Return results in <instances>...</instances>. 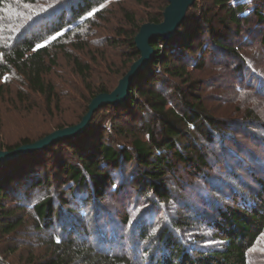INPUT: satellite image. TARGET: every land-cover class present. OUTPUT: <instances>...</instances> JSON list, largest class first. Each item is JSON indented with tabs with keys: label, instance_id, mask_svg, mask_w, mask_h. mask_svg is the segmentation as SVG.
<instances>
[{
	"label": "trees",
	"instance_id": "1",
	"mask_svg": "<svg viewBox=\"0 0 264 264\" xmlns=\"http://www.w3.org/2000/svg\"><path fill=\"white\" fill-rule=\"evenodd\" d=\"M40 1L0 0V27L4 23L2 27L5 28L0 31V101L3 97L7 98L10 91L13 104L18 98L22 106L29 109L31 98L28 97L36 96L44 101L46 115L56 118V126L34 140L24 138L15 145H6L1 141L0 151L16 150L56 130L80 124L97 95L113 92L112 75L120 80L141 58L134 41L136 35L144 23L160 24L168 5L167 0H134L146 8L145 20L140 23L124 3H112L115 0H54L51 8L34 10L33 7ZM105 2H108L107 6L102 7ZM110 2L112 4L108 6ZM117 4L122 10V17L135 31L129 42L134 51L119 55V72L113 71L112 74V68L118 66L119 61L108 58V50H117L123 46L122 42L108 39L109 45L98 47L100 51L96 53L85 40L93 39L92 34L102 35L98 24L94 23L102 21L106 12L111 16L109 11ZM26 6L32 9L30 16L24 14ZM213 7L218 10L210 8L196 16L210 29L209 46L197 44L194 33L202 34L199 24L191 34L183 31L188 21L186 17L172 38L152 41L154 60L139 72L131 84V95L125 104L100 108L88 130L80 136L0 164L2 236L13 235L21 226V222L14 220L18 211L12 210L13 201L19 199L20 204L27 207L26 201L34 191L41 190L42 193L33 198L31 211L38 221L49 228L55 225L53 218L60 221L61 217L64 218L63 213L72 218L78 212L73 204L74 198L81 197L87 206L94 204L92 228L84 227L82 232L73 229L72 238L61 242L52 239L49 243L51 256L31 260L30 264H76L78 260L81 264H257V260L263 258L264 255L259 256L258 251L264 244V181H256L262 191L254 193L249 183L256 180L255 167L247 162L241 171L235 164H228L234 162V156L244 161L252 151L257 156L261 151L256 150L261 148L264 151L263 119L259 118V125L252 126L239 119L238 115L217 118L204 102L205 90L224 85L211 75L208 81L201 78L199 74L206 70L204 56L193 61L189 56L210 48L215 58L224 57L223 61H213L211 71L225 64L232 66L231 78L234 79L226 84L238 90L232 100L238 98L239 102L250 106L247 108V119H256L252 104L253 100H258V103H263L261 106L264 105V70L242 54L243 48L251 45L239 43L242 39L236 41L238 44L231 42L229 36L232 29L235 36L241 37L243 25L255 18L263 31L260 43L264 46V11L244 0L239 3L213 0ZM66 9L70 10L69 17ZM40 12L53 18L55 14L60 15L59 19L57 17L44 25L48 29L46 33L43 29L36 30L42 18L37 16ZM21 25L24 26L19 27ZM87 25L90 26L89 31L84 35ZM128 35L125 30L120 32V38L127 39ZM40 45L44 46L38 47ZM69 47L76 52H86L89 55V58L85 57L87 62L84 57L71 55ZM261 53L264 55V49ZM60 55L69 59L72 67L70 75L73 80H78L77 86L72 84L76 95L69 91L63 94L66 91L54 77ZM229 56L235 61L230 62ZM12 76H16L17 83H20L17 89V83L7 84ZM11 101L9 104L12 105ZM63 107L74 108L69 114H64ZM105 111L120 113L113 116L110 129L95 124L99 113ZM59 114L60 117L57 116ZM3 128L0 105V135ZM106 133L108 142L104 139ZM243 133L246 138L249 137L250 144L242 146V154L239 155L235 142L242 138ZM259 140L263 141L262 145L258 144ZM217 141L219 146L214 150ZM65 145L70 156H64L63 161L58 158L59 163L52 171L60 181L55 187L59 189L55 197L50 193L54 186L52 174L45 173L43 177L34 175L42 163L41 156ZM230 152L235 154L230 156ZM131 165L129 174L126 169ZM220 165L223 166L220 168ZM180 166L194 173H208L205 184H192L188 193L199 197L200 188L207 186L203 195L211 205H217V220L213 223L202 216L203 206L197 207L195 216L178 208L168 178ZM27 182L28 187L24 185ZM131 187L132 192L128 190ZM44 190L46 193H43ZM107 193L111 199L119 194L125 196L121 202L123 213L117 216L119 223L109 219L116 211L98 205ZM60 229L68 232L66 224ZM77 233L83 234L84 239L75 235ZM99 245H105L110 251L105 252Z\"/></svg>",
	"mask_w": 264,
	"mask_h": 264
},
{
	"label": "rangeland",
	"instance_id": "2",
	"mask_svg": "<svg viewBox=\"0 0 264 264\" xmlns=\"http://www.w3.org/2000/svg\"><path fill=\"white\" fill-rule=\"evenodd\" d=\"M126 1L125 0H118V1L115 0L112 3L114 2L124 3L125 8L130 10L135 15V20L137 22L143 23L145 20L144 15L146 14L145 12L146 8H144V6L142 7L138 5L134 0H126ZM233 1H235L236 3H239L241 0H233ZM245 1L249 2V4L253 3V5L258 6L261 10L264 11V1L263 0H253L252 2L251 0H244V2ZM196 2L197 3L194 9H192V11L189 12L188 16H186L188 21H187L186 26L183 27L184 28L183 31L184 32L189 31L188 33L191 34L192 31H194V28H196V25L199 24L200 28H202V34L194 33L197 44L204 43L207 46H209L210 41L208 37H209L210 29L209 27L205 25V23L199 20V17L197 20L196 16L200 15L202 12L204 13L206 10L210 8H212V10H218V9L213 7V0H196ZM54 3H55L54 0L53 1L52 0H41L40 3L36 4V6L33 7V9L37 11H41V9H45L46 7L51 8ZM112 3L110 2L108 6H110ZM107 4L108 2H105L102 5V7L107 6ZM118 7H119V4L111 8V10L109 11V13L111 12L110 14H112L111 16L108 14V12H106V14H104L102 18V21L100 20L95 21L94 25L98 24L97 28L98 30L101 29L102 35L96 36V34H92V36H94L93 39L85 40V42L92 47L93 52H96V53L100 51L98 47L100 46L104 47V46L109 45V43L107 42L108 39L115 38V39H119V41L122 42L121 44L123 46L119 47L117 50H114L113 48L108 50V58H112V60L114 61H119V64L117 63L118 66L112 68V72L110 71L112 74H113V71L119 72V68L121 65L119 55L128 54L129 52L134 51V49L131 50L132 44H129V42L131 41L130 38L132 37L133 32L135 33V31L133 27L127 24V21L124 19V17H122L121 15L122 10H119ZM23 11H25L24 13L25 15L30 16L32 9L26 6ZM42 13L43 12L38 13L37 16L41 15ZM65 13H67V17L71 15L70 10L68 9L65 10ZM41 17L42 18L38 22V26H37L38 28H36V30L43 29V33H46L48 29H46L44 25L47 22L54 21L55 18L57 17L59 19L60 15L55 14L53 18L49 16L48 13H46V14L41 15ZM250 20L251 21H249V23L243 25L242 27L243 33L241 37L235 36L231 29L229 39L231 40V42L235 41L236 44H238L236 41L242 39L241 41H239V43L243 42L244 44L248 43L246 45H251V47L243 48L242 54H244L248 60H252L253 62L257 63L259 67H261V69L264 70V63H262L264 61V55L261 53V51L264 49V46L261 45L260 43L262 39L261 35L263 31H262L261 26L258 25V22H256L255 18H251ZM2 26H4V23H2ZM2 26L0 27V31H2L3 29L5 30V28ZM23 26L24 25H21L19 27H23ZM89 27L90 26L87 25V27L83 30L84 35H87L89 31ZM122 30L127 31L130 34V36L128 35L127 39L124 37L120 38V32ZM249 38H252L253 40L250 41ZM245 40H247V42H245ZM69 48H70L69 52L71 53V55H74L79 58L84 57L83 59H85V62H87L86 58H89V55H87L86 52H81L80 50L79 52H76L75 50H73V47H69ZM258 50L259 52H257ZM88 53L92 54L91 51H89ZM201 56H204V59H206L205 60L206 61V66H205L206 74L204 75L205 72L202 74L200 73L199 75L201 76V78L208 81L211 75L212 78L217 79L218 83H223L224 85V87L215 88V89L206 87L207 90H205L206 92L204 96L205 97L204 102L207 105L208 109L217 118H219V116L221 118H224L225 116H228V115L230 116L238 115L240 116L239 119H242L246 122L251 123L252 126L259 125L258 123L259 118L263 119V123H264V105L263 106L260 105L263 103L261 102L258 103L257 102L258 100H253L252 108L254 107L253 109L256 112L257 118L250 120V119H247L248 118L247 108H249L250 106L246 105L245 103L239 102L238 98L237 100H232L233 99L232 96H235L236 93H238V90L226 86L228 82H231L230 80L234 79V78H231L233 74V71L231 69L232 66L227 67L225 64V65L216 67V70H214L213 72L211 71L212 63L214 60L223 61L225 60V58L224 57L215 58V55L213 54L212 49L209 48L207 51L206 49H204L201 52H196V54H194L193 57L189 56V59H191L192 61L198 60L199 57ZM228 60L230 62L235 61V59L230 56L228 57ZM71 73H72V67L69 62V59H67L64 55L63 56L60 55L59 56V67L55 71L54 77L56 81L62 85L60 87H62L63 90L66 91V92H63V94L69 91L68 93H73V95H76L77 93L76 91L73 90L72 84L76 85L78 83V80H75V79L73 80L72 76L70 75ZM112 76L113 77L111 78V82L113 86L111 88H114V87L116 88L119 81L122 78L119 80V77H115V75H112ZM16 83H17L16 76H12L8 80L7 84L15 85ZM16 85H17L16 89L20 87V83H17ZM11 88L12 90L15 89V87L13 86ZM59 90L61 91L60 88ZM254 92H256V89H254ZM8 93L9 95L7 96V98L3 97V99L0 101L1 109L3 112V125H4L3 132L0 135V142L3 141V143H5L6 145H15L21 142V140L24 138L34 140L37 136H39L43 132H46L49 129H52L56 126V124L54 123L56 118L53 119L46 115V106L42 99H39L36 96L29 95L30 97L28 98H31V103H29V109H27L22 106L20 99L18 98L14 100L15 103L13 104V102L10 99L12 93H10V91H8ZM9 101H11L12 105L9 104ZM238 105H241V106H238ZM73 108L63 107L64 114L66 113L69 114L71 109ZM115 114H120V113H116L114 111L113 112L105 111V112L99 113V116L97 117V120L95 123L97 124L96 126H100V127L103 126V128L107 127V129H110L112 121H113L112 118L113 116H115ZM57 116L60 117L61 115L59 114ZM241 135H242L241 136L242 138H240L238 141L235 142L236 146L238 145V148L236 150L238 151L239 155L242 154L241 149L247 146L248 143L250 144L249 139H247L249 137L246 138L247 135L245 133ZM108 138L109 137L106 133V135H104V139L107 142L109 140ZM262 143L263 141L259 140L258 144L262 145ZM218 146H219V143L217 141V145L213 147L214 150L218 149ZM61 147L62 146H58L50 150L49 153L44 154V156H41L43 157L42 163L38 166V168H36L37 171H36V174L34 175V177H37L38 175H40L38 177H43L45 173L52 174L54 186L51 187L50 193H53L55 197H57V194L59 193V189H56L55 187L60 181L56 179V176L52 171L54 170L57 163H59L58 158H60V160L63 161V159H65L64 156L65 157L70 156L69 153L67 152L68 151L67 146L66 145L63 146L62 151H61ZM251 149H254V148H251ZM256 151H259V152L261 151L260 152L261 154L257 156L255 152L252 151L251 155H249L248 157L245 156L246 158L244 159V161L240 160L238 156L237 157L234 156V158L232 159L234 162H228V164H232V165L235 164L237 168H240L241 171L244 168L243 165L246 164L247 162L251 164V166L255 167L254 171L257 174L256 180L250 181L249 184L251 185L250 188H252V191L254 193H259L262 191V187L259 188L260 185L257 184L256 181H260V182L264 181V167H263L264 151H262L261 148L260 150H256ZM63 152H66V154ZM230 153H231L230 156L235 154L233 152H230ZM222 166L220 165V168ZM132 167H133L132 165L127 167L126 169L127 173L129 174L131 173ZM185 168H186L185 166L184 167L180 166L179 169L175 172V174L174 173L171 174L168 178L169 186L173 187L174 189V194L176 195L175 198L177 199V202H178V208L180 210L181 209L185 210V212L189 211L191 216H195L197 212L196 211L197 207L203 206L204 211H202L203 212L202 216L205 217V219H207L210 223H213V221L217 220V217H216L217 215L215 214L216 213L215 208H217V205L215 203L211 205V203L206 198V195H203V193L205 192L204 188L207 189V186L203 185L200 188L199 193L201 195H198L199 197L195 198L191 195V193H188L189 190H191L192 188L191 187L192 184H196V183L205 184V182L207 181V177H209L208 173L207 172L205 174H201L197 172L194 173L193 171L189 169L186 170ZM45 169H46V172H45ZM245 171H246L245 174H247L248 170L245 169ZM127 179L128 178H126V180ZM24 185L28 187L29 182H27ZM128 190L132 192L133 187L128 188ZM40 191L41 190L33 192L30 199L26 201L27 207L22 206V203L20 204L19 199L13 201L14 207L12 210L18 211L14 220L21 222V226L19 227L18 231L11 236L0 235V257H1L0 264H30L31 260L45 259L46 257H49L52 254L49 243H51L53 240H55L56 242H61L62 240H68L72 238L73 229L79 232H82V230H84V227H89V228L93 227L94 221L92 220L93 218L92 216L94 215L93 213L94 204L91 203L92 205L87 206V204L84 203L81 197L80 198L76 197L73 199V204L76 206L78 212L72 215V218L67 217V215L63 213L64 218L61 217L60 221L54 218L52 219L55 224L54 226H52V228H49L50 226H47L45 223H41L40 221H38L36 217L34 216L33 211H31L30 204L33 198L37 194L42 193ZM44 191L43 193H46V190ZM122 194H119L115 198L111 199L110 198L111 195L107 193V196L102 199L101 204L97 203L99 206L101 205L104 208H111L114 212L116 211L113 214L114 219H113V215L109 216V219L112 220L115 224L119 223V219L117 216L119 217L121 216V212L123 209L121 206V202H123V200L125 199V196ZM126 194H128V192H126ZM262 199H264V195ZM57 212L59 213V205H58ZM169 215L171 216V214ZM160 218H162V216ZM65 224H66V230L68 231L67 233H65L64 230L62 231L60 229ZM162 226H159V227H162ZM75 235H77L80 239H84L83 234L77 233ZM97 236L99 235L97 234ZM77 243L79 244V242ZM99 248H103L105 252L106 250L110 251V249L106 248L105 245L103 246L99 245ZM261 248L262 249L258 251L259 256L264 255V244H261ZM255 256H258V255H255ZM263 263H264V256L263 258L260 257L257 260V264H263ZM76 264H81L80 260H78Z\"/></svg>",
	"mask_w": 264,
	"mask_h": 264
},
{
	"label": "water",
	"instance_id": "3",
	"mask_svg": "<svg viewBox=\"0 0 264 264\" xmlns=\"http://www.w3.org/2000/svg\"><path fill=\"white\" fill-rule=\"evenodd\" d=\"M168 5L164 12V18L160 24L144 23L139 33L136 35L134 41L138 51L140 52V59L133 63L124 76L118 83L117 87L112 93H101L95 97L89 104V111L83 116L80 124L75 126L65 127L62 130H56L48 136L34 142L33 144L23 145L13 151H0V164L12 161L26 155L33 153V151H41L49 148L58 142L64 141L68 138L80 136L91 125L93 116L97 111L107 105L117 106L125 104L130 97V86L139 75V72L145 70L154 60L155 50L152 46V41L163 38H172L185 21L186 16L194 5L196 0H167Z\"/></svg>",
	"mask_w": 264,
	"mask_h": 264
},
{
	"label": "snow or ice",
	"instance_id": "4",
	"mask_svg": "<svg viewBox=\"0 0 264 264\" xmlns=\"http://www.w3.org/2000/svg\"><path fill=\"white\" fill-rule=\"evenodd\" d=\"M44 45H40V46H38V47H43Z\"/></svg>",
	"mask_w": 264,
	"mask_h": 264
}]
</instances>
